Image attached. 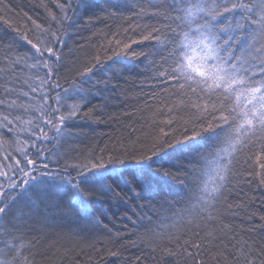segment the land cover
I'll use <instances>...</instances> for the list:
<instances>
[{
  "label": "snow or ice",
  "instance_id": "obj_1",
  "mask_svg": "<svg viewBox=\"0 0 264 264\" xmlns=\"http://www.w3.org/2000/svg\"><path fill=\"white\" fill-rule=\"evenodd\" d=\"M72 2L57 3L61 17L50 14L51 20L58 25L71 20L68 12L72 11ZM104 2L79 0L76 7H101L106 11ZM126 4L127 0H115L110 14L115 15ZM0 7L7 5L0 0ZM137 7L135 16L163 22V30L152 27L142 39L163 38L161 46L167 51L160 65L149 59L151 52L131 53L148 61V68L156 69L153 78L165 85L162 91L166 95L155 115L168 118L148 145L137 148V141H131V146L102 149L101 154H89L76 162L53 150L78 135L68 123L81 116L90 97L99 96L103 90L100 86L108 88L112 80L123 75V68L109 65L104 78L92 82L96 65L105 67L99 53L95 63L78 73L80 82L74 80L71 88L62 90L63 95L56 91L61 88L57 67L61 57L50 46L54 42L63 44V40L50 28L33 21L51 40L37 37L34 42L24 34L32 51L14 52L9 46L0 60V264H37L36 253L31 251L35 241L24 237L34 224L46 223L51 214L61 213L63 195L76 201V215L85 224L110 231L93 207L96 200L126 204L129 199H140L148 203L136 207L151 206L167 182L165 178L187 189L190 207L174 211L173 217L183 220L184 213L191 217L187 225L194 229L196 239L181 243L183 234L168 236L166 244L153 241V253L159 251L161 259H173L175 264L181 260L183 264H264V245L255 247V240L244 239L228 225L218 231L210 224L216 219L212 213L217 205L221 200L227 202L233 161L250 145L259 148L255 164L260 171L256 176L264 185V0H147L146 6ZM117 37L118 33H113L107 41L109 47L103 48L105 59H111L108 51L117 56L131 49V44ZM46 54L54 57L55 63L45 58ZM181 111H187L190 119L184 120ZM91 114L92 109H88L83 117L90 118ZM180 121V127H174ZM207 132L212 134L210 148L214 150L202 153V144L195 138ZM47 143H53V148ZM188 152L199 159L194 162L189 158L190 167L183 174L163 167V161L180 159ZM49 163L56 167L50 168ZM130 193L135 195L130 197ZM165 203L174 207L175 202ZM197 218L203 224L196 223ZM143 219L151 222L146 215ZM114 235L119 237V233ZM152 235L163 236L156 231Z\"/></svg>",
  "mask_w": 264,
  "mask_h": 264
},
{
  "label": "trees",
  "instance_id": "obj_2",
  "mask_svg": "<svg viewBox=\"0 0 264 264\" xmlns=\"http://www.w3.org/2000/svg\"><path fill=\"white\" fill-rule=\"evenodd\" d=\"M63 2L64 0H2L7 7H0V60L9 46L14 52L32 51L31 46L23 39L24 34L34 42L37 37L51 40L50 36L36 28L33 24L35 21L36 24L57 32L63 40V44L54 42L50 45L61 57L57 65L61 88L56 89L61 95L64 88H71L74 80L80 82L78 73L90 63H95L94 57L98 53L105 67L96 65L92 82L103 79L105 68L109 65L123 68L124 72L120 79L112 80L108 88L101 85L103 90L99 96L90 97L91 102L85 105L81 116L68 123L70 130L78 135L62 143L59 149L53 150H58L64 159L76 162L89 154L99 155L102 149L112 151L121 145L131 146V141H137V148L148 145L151 136L157 134L160 127H164L161 122L168 118L155 115L156 110L161 107V100L165 98L166 94L162 91L165 85L153 78L156 69H149L148 61L142 57H133L131 53L151 52L153 55L149 57L150 60L156 61L157 65L163 63L161 56H167V51L161 46L163 38L149 41L142 39L152 27L159 26L163 30V22L147 16H135L134 13L139 10L137 5L146 6L147 0H127L126 6L116 11L115 15L110 14L115 0H106L102 4L106 11H102L101 7L77 8L79 0H73L72 11L68 12L71 20L58 25L51 20L50 14L60 19L61 12L56 5ZM136 25L141 27L136 28ZM145 25L148 26L147 29L144 28ZM113 33H118L117 38L131 44V49L117 56L108 51L107 56L111 59H105L103 48L109 47L107 41L112 39ZM133 40L137 43L133 44ZM45 58L55 63L54 57L46 54ZM170 63L171 60L164 67L167 68ZM84 87L88 88L89 84ZM153 93L158 95L153 96ZM21 99L27 102V98ZM88 109H92L91 117H83V112ZM179 115L184 120L190 119L187 111H181ZM153 120L156 122L153 123ZM180 123L182 121L174 127L179 128ZM168 130L166 127L165 131ZM51 135L53 133L50 131L49 136ZM211 135V132H207L195 138L202 144V153L214 150L210 148ZM53 143H47V147L53 148ZM258 154L259 148L250 145L237 155L233 161L229 191L225 194L227 202L221 200L212 213L216 219L210 222L218 231L228 225L244 239L255 240L257 248L264 245V219H261L264 217V185L259 183L256 176L260 171L255 164V156ZM189 158H193L194 162L199 159L195 153L188 152L180 159L169 158L162 164L174 173L183 174V170L190 167ZM49 167L55 168L56 165L49 163ZM249 172L253 175L249 176ZM165 180L167 182L158 190L151 206L136 207L137 204L148 203L147 200L140 199L134 202L129 199L126 204L108 199L96 200L93 207L110 231L85 224L76 215V201L67 194L63 195L60 198L61 213L51 214L52 218L46 223L34 224L33 230L24 237L25 240L35 241V247L31 251L36 253L37 264H175L173 259H161L159 251H151L150 245L155 246L153 241H163L166 244L168 236L183 234V243L184 239L195 240L196 237L194 229L187 225V220L191 217L186 213L183 220L173 217L174 211L190 207L187 189L170 178ZM191 187L194 188V185ZM134 195L129 194L130 197ZM165 201L175 202L174 207H170ZM229 204L233 205L231 209L228 208ZM240 204L243 207H236ZM145 215L151 217V222L143 219ZM195 222L203 224L198 218ZM153 231L161 232L163 236L154 237ZM227 231L224 229V232ZM115 233H119V237ZM111 252H116L117 255H110ZM180 264H183V260Z\"/></svg>",
  "mask_w": 264,
  "mask_h": 264
}]
</instances>
